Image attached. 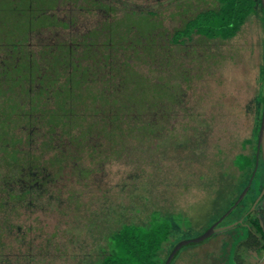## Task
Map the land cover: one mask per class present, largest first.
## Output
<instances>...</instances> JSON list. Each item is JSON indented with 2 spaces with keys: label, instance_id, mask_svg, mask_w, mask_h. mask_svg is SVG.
Instances as JSON below:
<instances>
[{
  "label": "rangeland",
  "instance_id": "obj_1",
  "mask_svg": "<svg viewBox=\"0 0 264 264\" xmlns=\"http://www.w3.org/2000/svg\"><path fill=\"white\" fill-rule=\"evenodd\" d=\"M217 4L61 0L47 13L71 26L30 32V50L38 53L105 24L132 25L123 45L96 47L104 67L92 84L94 90L107 89L112 101L135 96L133 104L143 111L133 121L122 116L116 137L105 132L93 137L77 170L71 165L61 181L49 182L38 204L0 210L5 230L0 264L100 260L116 224L148 225L156 211L159 221L171 225L161 251L167 258L178 242L201 235L232 206L255 168L237 154L256 155L264 106V20L249 17L236 37L226 40L199 34L181 44L170 39L196 13ZM144 121L150 128L138 129ZM263 188L260 160L250 190L223 221L233 225L182 247L171 264H234L235 259L259 264L264 250L251 252L243 238L250 214L260 218L264 231V195L253 208Z\"/></svg>",
  "mask_w": 264,
  "mask_h": 264
},
{
  "label": "trees",
  "instance_id": "obj_2",
  "mask_svg": "<svg viewBox=\"0 0 264 264\" xmlns=\"http://www.w3.org/2000/svg\"><path fill=\"white\" fill-rule=\"evenodd\" d=\"M60 1L0 0L1 211L11 206L17 212L21 207L38 204L49 182L61 181L71 165L77 170L93 137L104 132L116 137L122 132V116L133 121L132 116L143 111L133 104L135 96L112 101L107 89L97 91L92 84L93 76L104 67L97 48L115 49L125 42L132 25L126 28L117 21L118 25H102L71 43L46 46L38 53L30 50V32L53 24L71 26L47 13ZM216 2L218 7L199 11L175 29L171 42L181 44L193 34L209 39L233 38L257 9L264 20L261 0ZM260 98L264 104V94ZM109 121L114 122L110 128ZM147 126L148 121H144L138 129H149ZM243 155L250 158L254 168L256 155L239 153L237 157ZM82 171L84 175L89 173ZM153 215L148 225L120 221L106 238L104 257L86 259L85 264H164L166 258L161 251L169 239L171 225L159 221L157 211ZM249 219L244 243L251 252L262 251L264 231L260 218L250 214ZM1 228L0 260L5 257V230Z\"/></svg>",
  "mask_w": 264,
  "mask_h": 264
},
{
  "label": "water",
  "instance_id": "obj_3",
  "mask_svg": "<svg viewBox=\"0 0 264 264\" xmlns=\"http://www.w3.org/2000/svg\"><path fill=\"white\" fill-rule=\"evenodd\" d=\"M261 2H262L263 11H264V0H261ZM261 157L264 161V106L262 109L261 122H260V127H259V132H258V138H257L256 164H255V168L253 170V173L251 175V178H250L246 188L242 191V193L239 195V197L234 202V204L219 218V220H217L214 224H212L204 233H202L201 235H199L197 237L181 240L180 242H178L175 245V247L173 248V250L170 252L168 257L166 258V261L164 264H171V262L173 261L175 256L179 253V251L181 250L182 247H184L188 244H195V243L203 242L204 240L211 237L215 233H217L219 231L226 230L233 225V224H225V225H219V224L224 221V219L235 209V207L237 205H239V203L243 200V198L246 196V194L250 190V188L252 186L253 179H254L256 172L258 170V166H259ZM263 195H264V188H263L261 194L259 195V198L256 200L253 208L257 205V203L260 201V199L263 197ZM259 264H264V258L259 262Z\"/></svg>",
  "mask_w": 264,
  "mask_h": 264
},
{
  "label": "crops",
  "instance_id": "obj_4",
  "mask_svg": "<svg viewBox=\"0 0 264 264\" xmlns=\"http://www.w3.org/2000/svg\"><path fill=\"white\" fill-rule=\"evenodd\" d=\"M219 6V4H217V6L216 7H218ZM216 7H213V8H216ZM208 9V8H207ZM255 17V18H257V20H258V22H260L261 20V13H260V10H258L257 9V12L255 13V14H252V15H250L249 17ZM248 17V18H249ZM248 20V19H247ZM247 22V21H246ZM243 27V26H242ZM236 37V36H235Z\"/></svg>",
  "mask_w": 264,
  "mask_h": 264
},
{
  "label": "flooded vegetation",
  "instance_id": "obj_5",
  "mask_svg": "<svg viewBox=\"0 0 264 264\" xmlns=\"http://www.w3.org/2000/svg\"><path fill=\"white\" fill-rule=\"evenodd\" d=\"M262 159V157L260 158V160ZM219 225H225L224 222L220 223ZM235 264H238V262H236Z\"/></svg>",
  "mask_w": 264,
  "mask_h": 264
}]
</instances>
